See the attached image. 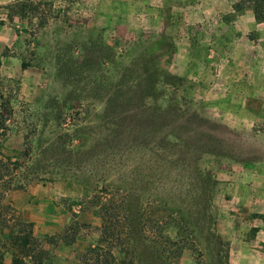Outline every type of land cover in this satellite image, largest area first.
<instances>
[{
  "label": "rangeland",
  "instance_id": "374dc122",
  "mask_svg": "<svg viewBox=\"0 0 264 264\" xmlns=\"http://www.w3.org/2000/svg\"><path fill=\"white\" fill-rule=\"evenodd\" d=\"M239 1L0 0V258L76 235L82 264H264V21Z\"/></svg>",
  "mask_w": 264,
  "mask_h": 264
},
{
  "label": "crops",
  "instance_id": "0c3cea01",
  "mask_svg": "<svg viewBox=\"0 0 264 264\" xmlns=\"http://www.w3.org/2000/svg\"><path fill=\"white\" fill-rule=\"evenodd\" d=\"M236 1L237 0H203V3L205 4L203 8V14H206V12L208 13L224 12L228 9L230 5H232ZM25 216L26 217H24L23 219L27 221L29 220L31 222L35 221L34 218L28 216L27 214ZM9 235H11L13 238V235L15 234L12 231ZM76 239L77 237H75L73 241L74 244H71V242L70 243L66 242L68 244L62 243L58 246V248H56L54 258L57 261H55L54 264H82L78 253H80V251L82 250H85L86 248L85 246H82V244H79V241L77 242ZM7 253H9L10 255H6V254L4 255V258H2L3 260L2 264H12L14 253H16L15 248H11L10 250L7 251ZM23 257L33 258V254L31 255L30 253V255ZM59 261H61V263H59ZM42 264H45L44 260L42 261Z\"/></svg>",
  "mask_w": 264,
  "mask_h": 264
},
{
  "label": "trees",
  "instance_id": "16d2710c",
  "mask_svg": "<svg viewBox=\"0 0 264 264\" xmlns=\"http://www.w3.org/2000/svg\"><path fill=\"white\" fill-rule=\"evenodd\" d=\"M244 4H249L251 9H252V12L254 14V17L255 19L258 21V22H263L264 21V0H241L239 1L238 3H236V6L238 8L240 7H244ZM3 110L0 111V119L2 120V122L0 124H4L3 123ZM11 164H14L16 165L17 167H19V165L21 166L22 164L17 162V161H12ZM25 185L20 181V179H16V181L14 182V178H10L7 182H6V187L8 188H23ZM32 224V223H30ZM16 235H13V237H15ZM76 235H74L69 241H67L68 243L74 241ZM17 238H24V241L25 243L24 244H27L28 241H29V237L28 236H25V237H19L17 236ZM27 255H30L29 252H25L23 256H27ZM3 260H2V257L0 258V264H2ZM19 263V259H18V256L16 253H14V257H13V261H12V264H17Z\"/></svg>",
  "mask_w": 264,
  "mask_h": 264
}]
</instances>
